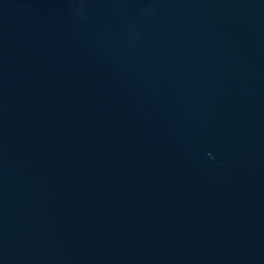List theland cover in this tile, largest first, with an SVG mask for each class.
<instances>
[{
  "label": "water",
  "instance_id": "95a60500",
  "mask_svg": "<svg viewBox=\"0 0 264 264\" xmlns=\"http://www.w3.org/2000/svg\"><path fill=\"white\" fill-rule=\"evenodd\" d=\"M0 264H264V0H0Z\"/></svg>",
  "mask_w": 264,
  "mask_h": 264
}]
</instances>
